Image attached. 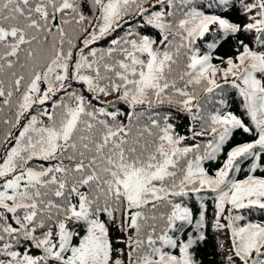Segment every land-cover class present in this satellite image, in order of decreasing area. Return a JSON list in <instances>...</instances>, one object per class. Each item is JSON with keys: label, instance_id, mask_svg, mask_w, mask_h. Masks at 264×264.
I'll return each instance as SVG.
<instances>
[{"label": "trees", "instance_id": "1", "mask_svg": "<svg viewBox=\"0 0 264 264\" xmlns=\"http://www.w3.org/2000/svg\"><path fill=\"white\" fill-rule=\"evenodd\" d=\"M263 100L264 0H0V264H264Z\"/></svg>", "mask_w": 264, "mask_h": 264}, {"label": "rangeland", "instance_id": "2", "mask_svg": "<svg viewBox=\"0 0 264 264\" xmlns=\"http://www.w3.org/2000/svg\"><path fill=\"white\" fill-rule=\"evenodd\" d=\"M259 106L262 110L261 113L264 115V100L260 102ZM259 141L263 143L264 138L261 140L259 139ZM246 147L247 145L238 147L237 149H235L234 154L239 153ZM147 177L148 176H145L142 171L138 170L131 172L127 177L124 178L123 184L125 186V193L127 197L131 200V204H134L132 199H134V197L140 196V193L143 191L142 188L143 189L145 188L144 182L147 179ZM234 190L235 192L233 193L234 195H232V197L237 202H241V200L252 196L253 197H256L258 195L264 196V178L249 177L244 181H240L236 183ZM228 198L231 197L228 196ZM262 232L263 230L261 229L255 230V233L257 234L258 238L261 236ZM169 262L170 260L165 261L164 263H169ZM180 264H184L183 261H180Z\"/></svg>", "mask_w": 264, "mask_h": 264}]
</instances>
